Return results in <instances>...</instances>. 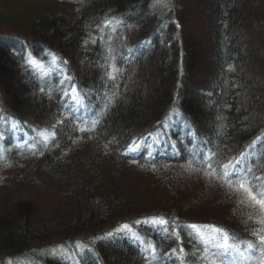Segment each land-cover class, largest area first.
I'll list each match as a JSON object with an SVG mask.
<instances>
[{"label": "trees", "instance_id": "trees-1", "mask_svg": "<svg viewBox=\"0 0 264 264\" xmlns=\"http://www.w3.org/2000/svg\"><path fill=\"white\" fill-rule=\"evenodd\" d=\"M12 1L0 2V264H149L136 236L157 247L151 264H208L197 231L257 242L264 212L184 166L195 140L220 163L246 153L264 172V0ZM107 37L123 53L110 62L115 81ZM139 45L129 58L124 49ZM66 76L84 95L82 115L117 94L95 130L78 131L61 108ZM38 131L56 138L45 147ZM133 138L159 148L123 155ZM181 247L180 259L170 254Z\"/></svg>", "mask_w": 264, "mask_h": 264}, {"label": "snow or ice", "instance_id": "snow-or-ice-1", "mask_svg": "<svg viewBox=\"0 0 264 264\" xmlns=\"http://www.w3.org/2000/svg\"><path fill=\"white\" fill-rule=\"evenodd\" d=\"M154 2L158 7H168V3H162V0H154ZM177 27H179L178 24ZM89 43L96 44L97 40L91 39L84 42L85 46ZM106 43L108 46L104 61L107 69L106 78L110 81H115L118 69L114 63L110 62L115 61L118 58H122L123 53H121L120 57L117 56L118 48L114 43L113 37H107ZM120 44H123V40L120 41ZM142 47L143 45H139L136 48H126L124 51H126L128 57L131 58L132 54L139 52ZM228 70L230 71L231 67H229ZM64 82L69 83V89H64L63 84H61V108L70 113V119L76 124L84 125L83 128H78V131L85 132L95 130L97 124H99L104 116H106L107 111L114 106L115 100L118 99L117 94L114 92L110 96L107 93L103 94L102 99L104 103L101 108L92 115H82L81 113L87 107L84 103V95L78 91V88L75 85L68 81L67 76L65 77ZM41 91H44V89H41ZM217 120L222 122L224 117L218 116ZM58 123H63V120L58 121ZM55 127L56 126L53 125V129ZM220 131L221 129L218 127V134ZM50 137L52 141L55 140V131L51 133L38 131L37 139H39L45 147L49 142H51ZM192 145V154L184 166V170L188 174H202L205 179H214L222 182V186L226 185L229 189H238L239 191L244 192L248 200L253 202L261 209L262 212H264V172L256 174L258 169L254 163L255 158L249 160L246 153H241L239 156L229 158L226 162L220 163L218 160L214 159L216 154L212 153L211 150L205 151L203 146L198 148L197 141L195 140H193ZM152 147L153 145L147 143L145 139L133 138L127 143V147L122 154L127 156L131 153L139 152L142 149H151ZM171 147L175 148L176 145L173 143L171 144ZM150 154L151 153H149V155ZM132 162L137 163L135 160ZM152 167L153 170H155V165H152ZM137 223H140V221H137ZM151 223L166 225L168 222L161 217H156L151 220ZM257 223L264 225V218L257 221ZM129 227L130 226L128 224H122L120 229H117L116 231H120L121 229L129 230ZM188 227L193 230L198 229V226L195 224L189 225ZM165 231L167 232L168 229H165ZM112 235L113 232L105 234L106 237H111ZM173 235H175L177 240L180 239L178 228L173 229ZM196 235L201 245V251L203 253L202 259L208 262V264H216L217 260H219V264H224L223 259L218 254L223 253L226 255L228 252L236 253V256L242 261H247L249 256H254L258 253L261 257L258 264H264V228L252 233L253 236L257 237V242L254 243L252 241H245L243 242V247L240 243L232 241L230 234L222 232L220 229H214V234L210 233L208 235H200V232L197 231ZM103 238L105 237H96L95 239ZM135 238L142 245H144L143 252L147 253V255H145V260L149 261V264H151L152 261H155L158 258L159 253L157 247L152 243L142 240L139 236H136ZM77 247L80 248V245L78 244ZM84 251H88V249H84ZM184 251L185 250L182 247L179 249L173 248L170 250V254L176 256L177 259H180L178 253L183 254ZM233 264H239V261L234 260Z\"/></svg>", "mask_w": 264, "mask_h": 264}, {"label": "rangeland", "instance_id": "rangeland-1", "mask_svg": "<svg viewBox=\"0 0 264 264\" xmlns=\"http://www.w3.org/2000/svg\"><path fill=\"white\" fill-rule=\"evenodd\" d=\"M0 2H2V3L5 2V5L7 6L8 3H9V4H12V3H14L15 1H12V0H5V1H2V0H0ZM162 3H167V2H166V1H162ZM26 4H27V5H30V3H29V4L26 3ZM18 5H19V6H18ZM18 5H17L16 7H18V8L21 7V4H18ZM25 6H26V5H25ZM34 6L37 7L36 4H34ZM1 7H4V6H1ZM1 7H0V8H1ZM23 7H24V4H23ZM161 7H162V6H161ZM33 10H37V8H33ZM208 61H209V58H208V57H205V62H208ZM153 139H154V138H153ZM153 139L149 140L148 143H150V144L153 145V147L151 148L152 150H153V149H154V150H157V149L159 148V146H156V145H155L156 143L153 144V142H152Z\"/></svg>", "mask_w": 264, "mask_h": 264}]
</instances>
